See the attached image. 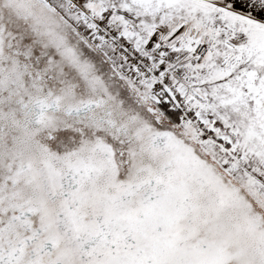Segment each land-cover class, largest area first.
<instances>
[{
	"label": "snow or ice",
	"instance_id": "1",
	"mask_svg": "<svg viewBox=\"0 0 264 264\" xmlns=\"http://www.w3.org/2000/svg\"><path fill=\"white\" fill-rule=\"evenodd\" d=\"M0 264H264V0H0Z\"/></svg>",
	"mask_w": 264,
	"mask_h": 264
}]
</instances>
